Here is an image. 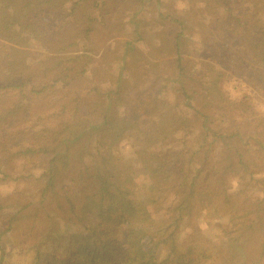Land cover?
Returning a JSON list of instances; mask_svg holds the SVG:
<instances>
[{
	"label": "trees",
	"instance_id": "1",
	"mask_svg": "<svg viewBox=\"0 0 264 264\" xmlns=\"http://www.w3.org/2000/svg\"><path fill=\"white\" fill-rule=\"evenodd\" d=\"M92 1L0 0V88L21 90L29 85L36 95L46 90L47 85L34 81L29 74L30 69L33 74L36 71L21 55L26 54L24 48L62 42H56L51 35L47 37L58 31V25L54 18L46 19V10L59 11L65 17L61 22H66L72 9L90 15L84 11L89 3L100 5V1ZM201 1L208 22H198L197 26L213 33L220 22L228 25L230 38H235L246 60L244 76L264 93V0ZM193 20L170 18L178 27L171 46L176 73L170 80L182 103L158 100L157 92L145 87L133 102L124 104V85L119 78L117 90L106 92L99 121H75L68 128L52 132L47 143L14 153L25 160L48 155L40 179L44 190H54L71 162L82 157L77 152L71 154V149H85L84 143L93 139L91 164H83L80 169L91 179L89 189L79 207L72 202L65 214L66 222L81 230L72 233L62 227L64 224L53 223L31 247L32 264H203L213 256L200 245L197 219L212 224L221 216L227 217V223L219 224L223 249L219 263L214 264H264V198L252 200L250 195L263 182V169L252 157L264 153V143L253 136L256 150H251L245 141L250 135L215 126V114L229 109L231 104L224 101L218 84L223 71L205 60L194 61L183 55ZM93 30L94 26H86L83 32L86 35ZM72 69L71 65L62 66L50 80L73 79ZM85 70L82 64L75 74L82 75ZM117 99L126 107L125 112L118 113ZM195 100L200 102L196 105ZM4 116L0 115V121ZM140 117L144 124L137 120ZM127 129H138L141 135V145L134 146L138 165L123 163L117 155L115 144ZM179 132L182 149L173 154L159 149L163 137ZM8 177L0 166V178ZM229 179L239 182L235 192L230 193L226 187ZM3 211L0 203V215ZM183 226L191 232L180 243ZM146 241H154L164 249V256H148ZM0 264H4L2 260Z\"/></svg>",
	"mask_w": 264,
	"mask_h": 264
},
{
	"label": "rangeland",
	"instance_id": "2",
	"mask_svg": "<svg viewBox=\"0 0 264 264\" xmlns=\"http://www.w3.org/2000/svg\"><path fill=\"white\" fill-rule=\"evenodd\" d=\"M98 1V7L89 3L90 7L84 9L90 15H82L72 9L66 22H61L65 17L62 18L59 11L49 13L46 10V19L54 18L58 25V31L47 37L51 35L56 42H62L34 44L24 48L26 54H21L36 71L33 74L31 69L27 70L33 75V80L47 85L46 90L36 95L30 91L29 85L22 86L21 90L0 88V115H5L0 121V166L10 175L6 179L0 178V203L4 207L0 215V261L4 264H32L31 247L39 242L53 223L64 224L62 227L72 233L81 230V227L66 222L68 217L65 214L70 211L72 202L79 207L81 198L89 189L91 179L80 169L83 164H91L89 152L93 151V139L84 143L85 149L77 146L71 149V154L77 152L82 157L71 162L54 190H44L40 179L48 155L25 160L14 153L28 146L47 143L52 132L68 128L75 121L85 124L99 121L107 101L106 92L117 90L119 78L124 85L121 90L127 102L124 104L133 102L145 87L152 88L154 94L157 92L158 100L182 103L170 80L176 73L171 46L178 30L170 21L171 17L194 18V23H189L191 27L184 57L194 61L205 60L223 71L218 84L226 99L224 101L231 107L215 114V126L223 130L235 128L243 136L250 135L251 138H245V141L249 142L251 150H256L253 136L264 143V93L244 76L246 60L235 38H230L228 25L220 22L219 28L212 29L213 33L197 26L198 22H208L201 0ZM86 26H94V30L85 35L83 29ZM59 46L65 47L61 49ZM82 64L86 68L84 73L75 74ZM70 65L73 79L50 80L62 66ZM194 102L197 105L200 100ZM122 105L117 99L118 113L125 112L126 107ZM136 114L137 110L134 111ZM137 120L144 121L141 117ZM138 132V129H127L124 137L115 144L121 162L138 165L134 156V146L141 145ZM181 138L180 132L165 136L159 149L173 154L182 149ZM252 160L263 169L261 186L250 193L255 200L264 198V153H255ZM145 180L146 177L143 178ZM226 184L230 193L239 187L235 179L226 180ZM226 223V216L217 217L212 224L197 219L202 235L200 245L213 256L203 264L219 263L223 249L219 224ZM190 232L189 227L181 228L180 243ZM145 249L148 256L156 259L165 254L154 241H146Z\"/></svg>",
	"mask_w": 264,
	"mask_h": 264
}]
</instances>
